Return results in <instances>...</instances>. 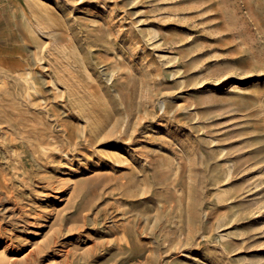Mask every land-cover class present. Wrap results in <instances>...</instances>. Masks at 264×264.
<instances>
[{"label":"rangeland","instance_id":"rangeland-1","mask_svg":"<svg viewBox=\"0 0 264 264\" xmlns=\"http://www.w3.org/2000/svg\"><path fill=\"white\" fill-rule=\"evenodd\" d=\"M5 246L264 264V0H0Z\"/></svg>","mask_w":264,"mask_h":264},{"label":"bare ground","instance_id":"bare-ground-1","mask_svg":"<svg viewBox=\"0 0 264 264\" xmlns=\"http://www.w3.org/2000/svg\"><path fill=\"white\" fill-rule=\"evenodd\" d=\"M80 216H81V214H80ZM85 218V217H84ZM117 226V225H116ZM121 227V226H120ZM113 228V227H112ZM115 228V227H114ZM118 228H119V225H118ZM117 230V229H116ZM120 230H121V228H120ZM125 230H127V228L125 229ZM113 231V230H112ZM122 231V230H121ZM110 232V231H109ZM125 233V232H124ZM122 234V233H121ZM122 238V237H121ZM125 238V237H124ZM126 239H127V237H126ZM123 240V239H122ZM123 241H125V240H123ZM8 245V244H7ZM12 245V244H11ZM10 245V246H11ZM12 249V248H11ZM94 250V249H93ZM2 253V255H1V258H0V264H21V263H19V257H18V255H16V254H11L9 251H8V246H5L4 248H3V251L1 252ZM84 260V259H83ZM87 262H89V261H87ZM29 263V262H28ZM84 263V262H83Z\"/></svg>","mask_w":264,"mask_h":264}]
</instances>
